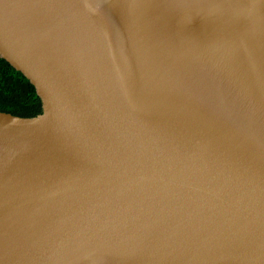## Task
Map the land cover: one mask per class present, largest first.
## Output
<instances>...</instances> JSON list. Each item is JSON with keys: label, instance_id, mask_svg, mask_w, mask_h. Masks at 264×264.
<instances>
[{"label": "water", "instance_id": "obj_1", "mask_svg": "<svg viewBox=\"0 0 264 264\" xmlns=\"http://www.w3.org/2000/svg\"><path fill=\"white\" fill-rule=\"evenodd\" d=\"M0 264H264V0H0Z\"/></svg>", "mask_w": 264, "mask_h": 264}, {"label": "trees", "instance_id": "obj_2", "mask_svg": "<svg viewBox=\"0 0 264 264\" xmlns=\"http://www.w3.org/2000/svg\"><path fill=\"white\" fill-rule=\"evenodd\" d=\"M0 112L25 118L42 113V103L35 88L1 58Z\"/></svg>", "mask_w": 264, "mask_h": 264}]
</instances>
